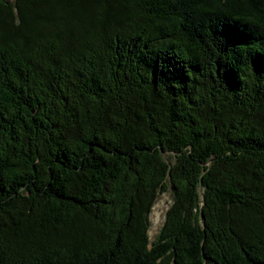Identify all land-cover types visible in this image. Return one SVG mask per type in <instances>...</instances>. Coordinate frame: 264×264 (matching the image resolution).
Returning a JSON list of instances; mask_svg holds the SVG:
<instances>
[{"label": "trees", "instance_id": "16d2710c", "mask_svg": "<svg viewBox=\"0 0 264 264\" xmlns=\"http://www.w3.org/2000/svg\"><path fill=\"white\" fill-rule=\"evenodd\" d=\"M0 264H264V0H0Z\"/></svg>", "mask_w": 264, "mask_h": 264}, {"label": "rangeland", "instance_id": "374dc122", "mask_svg": "<svg viewBox=\"0 0 264 264\" xmlns=\"http://www.w3.org/2000/svg\"><path fill=\"white\" fill-rule=\"evenodd\" d=\"M170 202L171 196L169 192H164L157 197L149 216L150 226L148 230V235L150 240H152L157 234L158 229L163 222L165 212Z\"/></svg>", "mask_w": 264, "mask_h": 264}]
</instances>
